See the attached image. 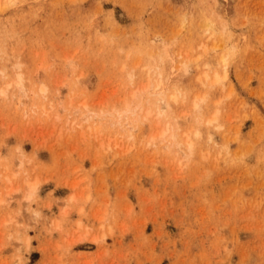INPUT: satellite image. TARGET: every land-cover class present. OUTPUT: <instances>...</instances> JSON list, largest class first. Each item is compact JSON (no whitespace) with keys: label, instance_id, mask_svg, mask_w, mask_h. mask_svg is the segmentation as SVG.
<instances>
[{"label":"rangeland","instance_id":"1","mask_svg":"<svg viewBox=\"0 0 264 264\" xmlns=\"http://www.w3.org/2000/svg\"><path fill=\"white\" fill-rule=\"evenodd\" d=\"M1 200L0 264H264V0H0Z\"/></svg>","mask_w":264,"mask_h":264},{"label":"bare ground","instance_id":"2","mask_svg":"<svg viewBox=\"0 0 264 264\" xmlns=\"http://www.w3.org/2000/svg\"><path fill=\"white\" fill-rule=\"evenodd\" d=\"M204 75H205V74H204ZM204 75H203V77H204ZM214 76H216V74H214ZM218 76H219V75H218ZM224 76H225V75H224ZM221 78H222V77H221ZM223 78H224V77H223ZM214 79H215V80H213V82H214V81L217 82V83L220 82V80H219L220 77L218 78V80H217V76H216V78H214ZM206 80H207V79H206ZM221 80H222V79H221ZM211 81H212V80H211ZM213 82H212V83H213ZM203 84H204V83H203ZM213 84H215V83H213ZM213 84H212V85H213ZM159 86H160V84L157 85V87H159ZM210 86H211V85H210ZM40 90H41L40 92H44L45 89H44L43 87H41ZM175 92H177V93L171 95L170 98H169L170 100H172V101H174V102H176V101L178 100L179 95H180V94L178 93L177 90H176ZM132 95L134 96V94H132ZM208 95H209V94H208ZM194 96H195V95H193V98H194ZM197 96H198V95H197ZM199 96H200V95H199ZM154 97H155V99H156L155 101L160 105V107L157 108V110H156V116H157V117H161L162 115L165 116L166 113H167V109H168V107H169V106H168V101L166 100L165 96L162 95V93H158V94H156ZM202 97H203V95H202ZM208 97H209V96H208ZM194 99H195V98H194ZM194 99H193V100H194ZM196 99H197V98H196ZM198 99H199V97H198ZM198 99H197V100H198ZM203 99H205V98H203ZM200 100H202V98H200ZM202 101H203V100H202ZM202 101H201V102H202ZM198 103H199V102H198ZM202 103H203V102H202ZM190 105H191V108H192V109H196V108L198 109V107H197V103H196L195 101H192V100H191V104H190ZM126 106H127V105H126ZM192 109H191V110H192ZM197 109H196V111H197ZM200 110H201V109H200ZM141 111H142V110H141ZM122 112H123V111H122ZM122 112H119V113H122ZM144 112H145V111H144ZM151 113H152V111L148 109V110H146L145 115L147 114V115L149 116V115H151ZM201 113H202V112H201ZM92 114H93V113H92ZM117 114H118V113H117ZM93 115H95V114H93ZM98 115H100V114H98ZM101 115H102V114H101ZM109 115H110V114H109ZM121 115H122V114H121ZM147 115H146V116H147ZM215 115H216V114H214V113L212 114V116H215ZM122 116H123V115H122ZM148 116H147V117H148ZM94 117H95V116H94ZM215 117H216V116H215ZM215 117H214V118H215ZM88 118H89V117H88ZM99 118H100V117H99ZM121 118H122V117H121ZM135 118H136V117H135ZM135 118H134V120H135ZM214 118L211 117V119H206V123H207V124H210V122H212V121L214 120ZM91 119H92V118H91ZM118 119H119V117H118ZM87 120H88V119H87ZM215 120H216V119H215ZM213 122H214V121H213ZM214 123H215V122H214ZM169 126H170V125H169ZM168 128H169V127H168ZM172 128H173V127H172ZM170 130H171V129L169 128V131H170ZM174 130H175V129H174ZM171 132H172V131H171ZM161 134H164V133H161ZM161 134H159V135H161ZM172 134H173V133H172ZM187 134H189V133H186L184 142H185V144L187 145L188 149H190L191 146H192L193 144L189 141V137H188ZM159 135H158V136H159ZM161 136H162V135H161ZM189 136H190V135H189ZM159 137H160V136H159ZM170 138H171L172 141H173V137H172V135H171ZM177 138H178V137H177ZM171 139H170V140H171ZM154 140H155V139H154ZM181 144H183V143H182V142H177L176 146H177L178 149H179V146H180ZM194 146H195V145H194ZM186 149H187V148H186ZM192 149H193V146H192ZM190 152H191V150H190ZM190 152H189V154H190ZM191 154H192V153H191ZM188 157H190V156H188ZM5 177H6V176H5ZM35 181H36V180H35ZM36 182H37V181H36ZM34 183H35V182H34ZM34 183H33V185H32V182H31L30 187H28L29 191H31V194L35 193L36 190L38 189V187H37V183H35V184H34ZM31 185H32V186H31ZM28 186H29V184H28ZM29 195H30V194H29ZM29 195H28V198H29ZM72 198H73V197H72ZM72 198H71V199H72ZM68 199H69V198H68ZM72 201H73V200H72ZM74 201H75V199H74ZM74 201H73V202H74ZM0 202H2V200H1ZM86 233H87V232H86ZM86 235H87V234H86ZM93 237H94V236H93ZM96 237H97V236H96ZM96 237H94V238H95V241H96V240H99V239H96ZM102 237H103V236H102ZM83 238H84V237H83ZM92 239H93V238H92ZM100 240H101V239H100ZM74 244H75V242H74Z\"/></svg>","mask_w":264,"mask_h":264}]
</instances>
